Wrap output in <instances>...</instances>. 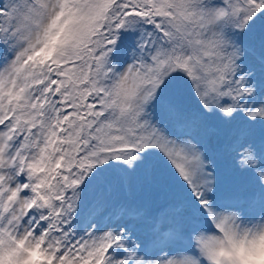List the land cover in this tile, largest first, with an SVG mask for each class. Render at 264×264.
Returning <instances> with one entry per match:
<instances>
[{"label":"snow or ice","instance_id":"snow-or-ice-1","mask_svg":"<svg viewBox=\"0 0 264 264\" xmlns=\"http://www.w3.org/2000/svg\"><path fill=\"white\" fill-rule=\"evenodd\" d=\"M261 241L264 0H0V264Z\"/></svg>","mask_w":264,"mask_h":264},{"label":"rangeland","instance_id":"rangeland-1","mask_svg":"<svg viewBox=\"0 0 264 264\" xmlns=\"http://www.w3.org/2000/svg\"><path fill=\"white\" fill-rule=\"evenodd\" d=\"M86 201L83 208V215L87 213V193H85ZM249 264H264V247L256 249L254 252L247 254Z\"/></svg>","mask_w":264,"mask_h":264},{"label":"clouds","instance_id":"clouds-1","mask_svg":"<svg viewBox=\"0 0 264 264\" xmlns=\"http://www.w3.org/2000/svg\"><path fill=\"white\" fill-rule=\"evenodd\" d=\"M260 247H264V241H261V242L259 243V245L257 246V249L260 248Z\"/></svg>","mask_w":264,"mask_h":264}]
</instances>
